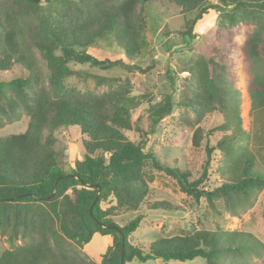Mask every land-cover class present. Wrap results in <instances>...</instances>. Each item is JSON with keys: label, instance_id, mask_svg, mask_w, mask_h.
<instances>
[{"label": "trees", "instance_id": "trees-1", "mask_svg": "<svg viewBox=\"0 0 264 264\" xmlns=\"http://www.w3.org/2000/svg\"><path fill=\"white\" fill-rule=\"evenodd\" d=\"M212 1L0 0V128L22 116L28 118L24 132L0 137V235L8 243L0 264H125L196 258L205 264H227V259L243 260L264 251L254 235L223 230L217 223L213 229L158 237L144 250L128 240L143 214L121 227L113 221L123 213L139 212L148 197L153 170L175 180L179 190L194 201L204 198L213 211L223 204L234 215L251 206L264 190V76L255 74L248 84L257 120L250 136L241 127L228 62L232 30L246 22L254 29L241 45L243 56L251 62L262 59L264 0ZM159 2L180 9L183 25L177 35L203 38L184 67L196 91L191 99L180 102L192 113L186 119L192 130L191 147H202L206 156L195 174L159 163L149 149L147 135L173 112L171 97L149 104L148 130L144 131L139 126L141 117L132 121L131 114L143 99L151 101L145 94H131L128 76L75 69L142 70L119 59H99L88 49L111 42L128 60L141 57L147 49L145 7ZM34 53L45 63V71ZM72 76L91 77L106 90L81 92L67 83ZM208 115H217L221 122L204 131L201 124ZM72 126H78L84 136V152L66 172L56 158V133ZM128 131L139 136L129 139ZM245 139L254 144L251 149L242 144ZM216 151L222 156L221 183L207 191L202 186ZM148 210L178 209L166 201H154ZM96 234L110 239L99 262L83 252Z\"/></svg>", "mask_w": 264, "mask_h": 264}, {"label": "rangeland", "instance_id": "rangeland-1", "mask_svg": "<svg viewBox=\"0 0 264 264\" xmlns=\"http://www.w3.org/2000/svg\"><path fill=\"white\" fill-rule=\"evenodd\" d=\"M214 2V0L212 1ZM146 18L145 39L147 49L141 57L128 60L123 52L109 42H101L98 46L89 48L88 52L93 56L111 60H122L124 64L141 67L142 70H134L130 73L123 69H115L110 72H99L90 70L87 66H76L75 69L88 71L94 75H105L113 77L128 76L131 80V94L139 96L145 94L151 101L147 103L145 99L139 107L132 111V121L140 118L139 126L148 130L149 124V104H154L166 96L171 97L175 104L170 116L161 120L155 127L154 133L147 135L149 149L159 163L167 164L171 167H178L181 170H190L196 173L201 171L206 156L203 148L194 149L191 147L192 130L188 126L186 119H191L192 113L182 106V99H191L196 91L194 79L184 67L195 57L194 46L200 44L202 37L195 40L182 39L176 32L182 29L183 15L180 9L169 2L153 3L145 7ZM239 25L232 30L230 38L231 53L228 62L232 74L233 88L237 93L239 113L241 117V127L245 133L251 136L252 129L257 124L256 114L251 111V102L248 92V84L255 74L264 76V30L262 31L263 42L259 48L261 60L256 62L248 61L244 58L241 45L248 34L254 29L252 24ZM35 54V53H34ZM39 66L45 71V63L35 54ZM67 83L83 92L91 90L93 92L105 91V86H97L91 77L72 76L67 79ZM221 122L217 115H208L201 124L204 131ZM28 118L22 116L19 121L7 124L0 128V137L14 133H21L26 130ZM126 135L129 139H137L139 136L135 131H128ZM246 136V135H245ZM218 137V136H217ZM56 158L64 171H69L74 160L81 159L83 155L81 134L78 126L62 128L56 133ZM214 143V140H212ZM251 149L252 142L242 141ZM221 154L216 151L207 166L208 176L204 181L203 189L211 191L221 183L218 168L221 166ZM153 170V169H152ZM153 181L149 184V194L137 213H123L114 218L115 224L123 226L136 214H143V220L139 227L129 236L132 245L147 249L156 238L161 236L179 235L195 229H213L214 223L227 231H241L250 233L264 244V190L257 193L251 206L239 210L234 215L225 210L223 204L217 206V211L208 207L204 198L198 202L183 194L175 180L166 176L162 172L153 170ZM154 201H166L176 207L177 211L148 210V204ZM108 236L94 235L91 241L84 247L83 252L96 262L105 252L109 244ZM8 249L5 236L0 235V254ZM264 261V251L259 255L247 256L246 259H227V264H262ZM125 264H205L201 258L192 261H162L160 259L139 262L133 260Z\"/></svg>", "mask_w": 264, "mask_h": 264}, {"label": "water", "instance_id": "water-1", "mask_svg": "<svg viewBox=\"0 0 264 264\" xmlns=\"http://www.w3.org/2000/svg\"><path fill=\"white\" fill-rule=\"evenodd\" d=\"M122 251H123V248H122ZM123 256V254L121 253V257Z\"/></svg>", "mask_w": 264, "mask_h": 264}]
</instances>
